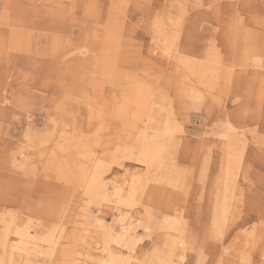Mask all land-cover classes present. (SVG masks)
<instances>
[{
  "label": "rangeland",
  "instance_id": "rangeland-1",
  "mask_svg": "<svg viewBox=\"0 0 264 264\" xmlns=\"http://www.w3.org/2000/svg\"><path fill=\"white\" fill-rule=\"evenodd\" d=\"M87 49V60L74 59ZM263 63L264 0H0V234L13 221V230L62 235L51 257L13 264H103L96 219L116 232L132 224L142 238L133 264H169L175 233L160 222L171 212L184 222L186 264H264ZM139 90L146 111L137 108ZM154 98L168 103L174 122L160 159L169 181L136 160L144 133L154 132L143 122ZM63 128L93 160L66 151L48 162ZM124 148L133 158L114 161ZM88 162L107 170L109 190L141 175L138 204L120 208L131 213L123 222L120 210L85 194ZM226 166L237 179L231 215L217 227Z\"/></svg>",
  "mask_w": 264,
  "mask_h": 264
},
{
  "label": "bare ground",
  "instance_id": "bare-ground-1",
  "mask_svg": "<svg viewBox=\"0 0 264 264\" xmlns=\"http://www.w3.org/2000/svg\"><path fill=\"white\" fill-rule=\"evenodd\" d=\"M157 26L159 27V32H160L159 38H161L162 45L164 46L163 47L164 51L162 50L163 51L162 55L170 56L172 54V51H173L172 49L173 48H171L170 39H168L167 35H165V32L162 30V28H164L165 25L163 23L162 24L159 23ZM157 26H155V27H157ZM157 31H158V29H157ZM157 47H159V46L157 45ZM86 52H91V51H90V49H87V51H85V50L76 51L74 53V59L76 58L75 60L83 63L82 61H85L88 58ZM173 57L181 58L180 62H182L183 66L187 68V64L184 65V63H187V61L186 60H182L184 58L180 57L178 55V53L175 54V56L173 55ZM188 68H189V66H188ZM139 91L140 92L136 95L137 108L140 107L139 108L140 111L141 110L142 111H144V110L146 111L147 108L150 107V106H148L147 108H145V106H143V104L145 103L144 98H145V100L148 99L147 98V94L145 92H143V90H139ZM198 96L199 95L196 94L195 98L198 97ZM162 99L163 98L155 100V98H154V100L152 102V105H153L152 107L153 108L151 107L149 112H147V115L145 114L146 116H145L143 122L147 121L149 123V128L153 129L154 132H152V134L149 135L148 132H145L147 129L144 131L145 133H144V135L142 137L144 139V140L142 139L143 146H142V150L140 149L142 152H140L139 157L136 158V160H138L144 166L147 167V169L149 170L148 172L153 171V168H155L154 169L155 172L153 174L154 175L156 174L158 176L162 173V170L160 168L161 167V160L160 159L164 160L163 156H164V152L166 151V147H165L164 142L168 138H171L170 135H171V132H173L171 127L173 125L172 123H174L169 118V115L167 114L168 111L164 110V109L167 108L166 105L168 103L166 102V104H165L164 100H162ZM165 101H166V99H165ZM195 103H196V101H195ZM162 111H163V113H166L165 116H161V115H163V114H161ZM172 115H173V112H172ZM175 123L177 124V121ZM178 126H179V124H178ZM55 128L56 127H54V129ZM60 128H62V127H60ZM230 128L232 129L231 126H230ZM173 129H174V127H173ZM61 132L62 133L57 137L58 139H56L57 142L54 143L55 146L53 148H50L51 146L48 148L49 149L48 162L50 164H54L56 157L60 156V154H65L63 152H66V151H67L68 155L70 153L74 154L75 155V157H74L75 159L76 158L77 159H81L82 158L81 160H83L84 158H86L87 160H93L94 156L92 155V150H90L87 147L82 146L83 142L81 141V139L79 137L76 138L75 135H74V138H73V135H69V133H68L69 130L67 131L64 128L62 129ZM81 132H82V130H81ZM48 135H50V134H48ZM228 135H230V134H228ZM225 136L227 138V135H225ZM171 140H173V139H171ZM230 142L232 144H230L229 147H231V148L234 147L235 148V146H234L235 144H233V142L231 140H230ZM42 143H43V140H42ZM235 143H237V142H235ZM44 144H46V143H44ZM40 145L38 147H41ZM229 147H228V149H229ZM234 151H233V153H234ZM243 151L245 152L246 150H243ZM118 153H120V154L116 155L114 157V161H117L116 157L119 158L120 155H121V157H125V158H133V153L127 148L122 149ZM236 155H237V153H236ZM229 156H230V158L232 157L231 155H229ZM239 157H241V156H239ZM230 158H229V160H230ZM236 159H237V157H236ZM239 161H240V158H239ZM81 163L83 164V162H81ZM88 164H89V162H88ZM230 165L231 164H229V166ZM238 165H237V167H238ZM240 165H242V164H240ZM229 166H226V168L224 170L225 171V176H224V181H223V187L225 185V191H224L225 195L223 196V198L220 199V201H217V204H216L217 211H216L215 221L217 223L216 224L217 227H219L221 223H224L225 221H227V219L231 215L230 212L232 211V206H233V204L230 202V199L233 196L232 195L233 191L230 188H232V189H234V188L230 187L229 184H230V178H232L231 180H234V177L235 176L237 177V173L235 174V173H233L234 172L233 171L232 172V176L233 177H232L230 175V172H229V170H231V168L229 169ZM78 167H80V166H78ZM104 171L106 172L107 170L104 169L102 171L99 167H96V166L95 167L94 166L91 167L90 164H89L88 168H85V172H86V177H85L86 190H85V194L89 195V198L90 199H94L96 202L97 201L107 202L108 204H111L114 208H116L117 210H120L121 216L119 217L118 221L119 222H123L126 219V217L129 216L130 212L128 211V213L126 212V214L124 215V214H122L123 211H121L120 208L124 207V208H127V209L128 208L132 209V207H135L138 204L137 203V196H138V189H139V187L141 185V175L133 174L132 176H130V178H128L126 180V181H128V184H126L127 182L124 183L127 186H124V185L118 186L117 185V186L113 187V190L110 189V190H112V191H110L109 190V185L105 181L104 176H103ZM234 174H235V176H234ZM161 175L164 176L165 179L168 180V181L170 179H172V176H173L169 172H164ZM161 175H160V177L158 179L159 181L163 180L161 178ZM236 177H235V179H237ZM174 180H176V179H174ZM147 182H149V181H147ZM153 182H155V181H153ZM170 183H172V182H170ZM241 193H242V191H241ZM235 199H236V197H235ZM130 215H131V213H130ZM139 217L137 218L138 226H142L146 231L149 230L150 226L149 225H145V223L142 222V218H139ZM150 218H151V216L149 215L148 216V220ZM86 222H87V220H86ZM13 223H14L13 221L9 222L8 224L5 222V224H7L8 226H6V228H4V230L0 234V264H6V262H8L9 264H13V262L16 261L15 260L16 256L21 257V259L25 260V262H27V263L28 262L31 263L30 262L31 254H34V255L37 254V255H39L41 257H51V251H53L57 247V245L59 244V240L62 237L61 234L60 235H53V234L49 233V235L46 234L47 235L46 237H40V235H37V233L33 232L32 230H29V228H20V227H17L18 225H16V228L13 230L12 229V224ZM95 226H97V228L102 231V235H103V238H104V245H103L102 251L108 253V258L104 261V263L105 264H133L132 261H131L133 256L130 254V252L131 251L134 252L136 250V246H137L136 244L138 243V241H142L141 240L142 238H140L141 236L139 238H137L136 233H135L136 229L132 226V224L123 222L121 224V226H120L119 231H117V232L114 231L113 229L107 227L106 225H104L102 219H96L95 220ZM160 228L163 229V231H165L167 233V235L171 234V232L175 233V235L170 237V239L168 240V245H169L168 246L169 250H167L168 251V263L169 264H186L185 263V258L187 256L185 254L186 253L185 249L187 247H186L185 244H187V239L188 238H186V236H185L186 234H185L184 222H182V220L178 217V215L176 213H173V212L164 213V215L162 216V220L160 222ZM34 229H36V228H34ZM147 232H149V231H147ZM13 234L16 237V239H12L11 238ZM161 237H162V235H161ZM40 243L43 244V245H46V246H40ZM180 246H182L181 252L178 251ZM123 248L127 249L129 251V253H127V252L124 253L122 251ZM93 250H95V249H93ZM143 262L140 263V264H144L145 263V262L144 263ZM147 264H149V263H147Z\"/></svg>",
  "mask_w": 264,
  "mask_h": 264
}]
</instances>
